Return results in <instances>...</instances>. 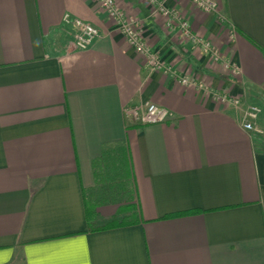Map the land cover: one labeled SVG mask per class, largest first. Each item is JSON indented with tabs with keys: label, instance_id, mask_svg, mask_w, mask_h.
<instances>
[{
	"label": "crops",
	"instance_id": "1",
	"mask_svg": "<svg viewBox=\"0 0 264 264\" xmlns=\"http://www.w3.org/2000/svg\"><path fill=\"white\" fill-rule=\"evenodd\" d=\"M115 1L178 73L258 104L256 129L240 107L143 68L96 0H0V264H264V0H217L216 13L161 0L234 75L143 0ZM74 19L98 29L85 49ZM147 101L172 117L130 122L124 107ZM115 142L132 199L99 203L92 161ZM84 201L99 203L89 222Z\"/></svg>",
	"mask_w": 264,
	"mask_h": 264
},
{
	"label": "built area",
	"instance_id": "2",
	"mask_svg": "<svg viewBox=\"0 0 264 264\" xmlns=\"http://www.w3.org/2000/svg\"><path fill=\"white\" fill-rule=\"evenodd\" d=\"M99 7L110 19L113 20L115 29L124 37L130 47L141 54L144 58L143 68L148 72L161 71L168 75L173 81L183 85H195L198 88H204L212 93L216 100L241 108L242 127L246 130H255L254 121L261 112V107L254 103H244L239 96L230 93H222L212 88L204 86L203 82L196 79L193 75L180 74L169 64L163 62L159 54L151 50L145 41L141 32V21L134 17H128L124 14L115 0H96ZM197 9L207 13H216L218 10L217 0H188ZM149 8L151 15L161 14L167 18V25L176 23L180 36L192 46L200 44L202 50L209 54L213 61L222 64L229 72L234 75L237 73V67L230 58L225 57L218 49L208 41H203L191 30L188 21L181 18L178 11L172 7L166 6L161 0H143ZM64 19H69L65 14ZM76 32L73 44L77 49H85L90 46L99 36L98 29L88 22L79 19L72 20ZM233 33L230 34V38ZM124 113L128 116L130 122L138 124L160 123L172 117V114L166 108L153 102H144L136 105L124 107Z\"/></svg>",
	"mask_w": 264,
	"mask_h": 264
},
{
	"label": "trees",
	"instance_id": "3",
	"mask_svg": "<svg viewBox=\"0 0 264 264\" xmlns=\"http://www.w3.org/2000/svg\"><path fill=\"white\" fill-rule=\"evenodd\" d=\"M92 170L101 201L129 202L133 195V184L130 172L127 147L123 142L109 143L102 146L101 154L92 161ZM99 203L88 204L84 201L86 220L89 222L94 217L95 207ZM131 223L122 221L109 223L99 229Z\"/></svg>",
	"mask_w": 264,
	"mask_h": 264
},
{
	"label": "rangeland",
	"instance_id": "4",
	"mask_svg": "<svg viewBox=\"0 0 264 264\" xmlns=\"http://www.w3.org/2000/svg\"><path fill=\"white\" fill-rule=\"evenodd\" d=\"M158 15H161V14H158Z\"/></svg>",
	"mask_w": 264,
	"mask_h": 264
}]
</instances>
